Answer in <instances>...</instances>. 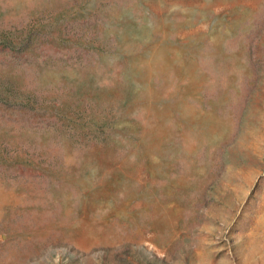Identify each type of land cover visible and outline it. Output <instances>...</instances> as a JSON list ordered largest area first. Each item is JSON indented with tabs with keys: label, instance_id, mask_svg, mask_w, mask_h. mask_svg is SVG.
<instances>
[{
	"label": "rangeland",
	"instance_id": "1",
	"mask_svg": "<svg viewBox=\"0 0 264 264\" xmlns=\"http://www.w3.org/2000/svg\"><path fill=\"white\" fill-rule=\"evenodd\" d=\"M0 264H264V0H0Z\"/></svg>",
	"mask_w": 264,
	"mask_h": 264
}]
</instances>
